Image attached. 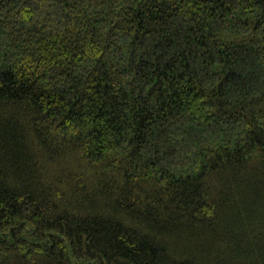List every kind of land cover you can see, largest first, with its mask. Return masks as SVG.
Masks as SVG:
<instances>
[{
    "label": "trees",
    "instance_id": "16d2710c",
    "mask_svg": "<svg viewBox=\"0 0 264 264\" xmlns=\"http://www.w3.org/2000/svg\"><path fill=\"white\" fill-rule=\"evenodd\" d=\"M0 264H264V0H0Z\"/></svg>",
    "mask_w": 264,
    "mask_h": 264
}]
</instances>
